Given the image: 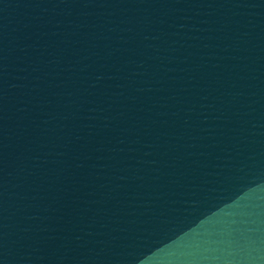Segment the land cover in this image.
Wrapping results in <instances>:
<instances>
[{
	"label": "water",
	"instance_id": "water-1",
	"mask_svg": "<svg viewBox=\"0 0 264 264\" xmlns=\"http://www.w3.org/2000/svg\"><path fill=\"white\" fill-rule=\"evenodd\" d=\"M0 264H264V0H0Z\"/></svg>",
	"mask_w": 264,
	"mask_h": 264
}]
</instances>
